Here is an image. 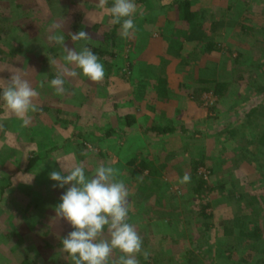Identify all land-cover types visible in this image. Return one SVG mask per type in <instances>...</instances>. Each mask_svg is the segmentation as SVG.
<instances>
[{
  "label": "rangeland",
  "instance_id": "obj_1",
  "mask_svg": "<svg viewBox=\"0 0 264 264\" xmlns=\"http://www.w3.org/2000/svg\"><path fill=\"white\" fill-rule=\"evenodd\" d=\"M44 1L12 0L22 17L13 22L0 0V27L18 23L22 42L43 31L39 52L15 60L10 30L0 34L10 56L0 94L14 75L39 93L27 125L0 99V264H71L61 241L73 229L55 212L68 186L53 188L49 174L77 164L89 177L112 166L126 184L128 222L150 253L139 264H264V0H135V34L117 29L114 57L98 0ZM79 31L90 39L72 41ZM53 33L93 51L103 81L65 77L56 95L49 82L66 62ZM213 81L226 82L221 98L207 90ZM185 173L191 182L180 184Z\"/></svg>",
  "mask_w": 264,
  "mask_h": 264
},
{
  "label": "clouds",
  "instance_id": "obj_2",
  "mask_svg": "<svg viewBox=\"0 0 264 264\" xmlns=\"http://www.w3.org/2000/svg\"><path fill=\"white\" fill-rule=\"evenodd\" d=\"M100 9L106 10L114 25H120L121 38H131L136 31L134 15L137 12L135 0H113L108 7V0H98ZM54 29L60 28L53 24ZM50 41L63 47L65 65L61 66L55 78L49 82L56 95H64L65 77H76L81 74L90 81L101 83L105 77V69L98 56L88 47L76 51L69 47L62 34L53 33ZM85 31L72 34V41L88 40ZM49 63H55L50 60ZM73 66V67H69ZM80 70V72L77 71ZM40 87H43L41 82ZM39 95L37 90L20 75H14L3 88L0 99L7 108L24 125L29 123V112L38 109L33 103ZM65 173L52 171L49 179L54 181L53 188L67 190L60 196L56 206V217L67 221L71 227L61 241L62 250L71 264H139L138 256L145 260L150 253L143 249V241L133 224L128 222L130 211V192L123 180H118V172L112 166H98L89 177L83 165L77 164ZM191 182L185 173L179 180L180 184ZM119 252L113 258V253Z\"/></svg>",
  "mask_w": 264,
  "mask_h": 264
},
{
  "label": "trees",
  "instance_id": "obj_3",
  "mask_svg": "<svg viewBox=\"0 0 264 264\" xmlns=\"http://www.w3.org/2000/svg\"><path fill=\"white\" fill-rule=\"evenodd\" d=\"M34 1H37V0H34ZM45 1L47 2L46 4H48V6L49 5L51 6L52 3H53L52 0H45ZM10 4H11L10 10H9V12H10L9 16L10 17L8 18V20H12L14 22L15 21L14 19H18V20L21 19L22 18L21 17V13L18 12L19 10H18L17 5H15L14 2L12 3V0H10ZM184 4H186V2H184ZM15 13H17V14H15ZM23 20H25V19L23 18ZM6 22L7 21H5V19L2 20V23L3 24L0 27V34L3 33L2 31L7 28L6 27V24H5ZM18 27H19V24L18 23H14L9 28H7L10 31L8 32V35H6V37H10V42H8V41H7V43L5 42L6 47H10L12 50H13V45H14L15 48L17 47L16 48L17 50H14L13 52L12 51H9V53H11V57L13 56L14 57V60H15L16 59V56L18 55V53H17L18 50H20V54L23 51V52H31V53H33V54L36 55L39 52V48H41L39 46V42H40V45L42 46V43H41L42 41L40 40L39 32H42L43 33V31L37 29L36 31L31 32V36L30 37L33 40L31 42H29L28 41V38H24V42H22L20 40V38L23 37V36H28V33H24L23 36L21 35V37H20V35L17 32H14L16 30V28H18ZM111 27H112V29L110 28L111 29V32H110V29H109V31L107 32V34L104 33V36L103 37L105 39L106 38L107 39H110L109 40V43H110L111 49H110V52L107 53V54L110 57H114L115 56V51H114V48L115 47H114L113 42H114V39L117 38L116 32H117V29L120 28V25H118V24L117 25H114L113 24ZM93 28H96L98 30H100V29L101 30H104V29H107V26L105 24H98L97 23V24H94ZM12 32H14V34ZM15 33H17V34H15ZM1 39H2V36L0 35V40ZM19 40H20V42H19ZM54 44L55 43H53V45ZM98 50H100V49H98ZM102 52L103 51H101V53ZM9 53L6 54V52H4V51H2V49H0V60H4V59L9 60L10 59V56H7ZM52 58H53V56H52ZM42 60H43V58H42ZM161 83L163 84V81L162 80H161ZM212 84H214V85L211 88H208L207 90L208 91H211L212 94L215 95L217 98H221L224 95V90H225V87H226V82H224V81H213ZM161 92L164 94L163 88L161 89ZM125 117H126V119H128V124H131V126H132V121H131L132 115H125ZM107 130H110V129H107ZM130 130H134V127L131 128ZM150 130L151 131L153 130L156 133H167V132H169V131L172 130V127L150 126L149 128L147 127L145 129V131H150ZM36 161H37V157L36 156H34L33 158L29 159V161L27 162L26 168L33 166ZM251 235H252V233H251Z\"/></svg>",
  "mask_w": 264,
  "mask_h": 264
}]
</instances>
